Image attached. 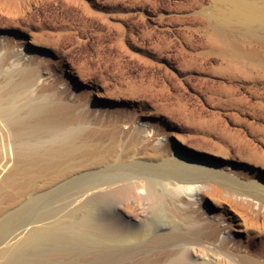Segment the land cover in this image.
I'll list each match as a JSON object with an SVG mask.
<instances>
[{
	"label": "rangeland",
	"instance_id": "rangeland-1",
	"mask_svg": "<svg viewBox=\"0 0 264 264\" xmlns=\"http://www.w3.org/2000/svg\"><path fill=\"white\" fill-rule=\"evenodd\" d=\"M254 1L264 5V0ZM31 36L51 52L42 54L35 68L46 71L59 91L68 88V75L77 78L86 88L85 96L104 100L99 108L104 115L96 125L100 110L92 114L79 100L78 125L59 130L35 126L36 114L30 107L44 97L23 90L12 105L6 104L7 114L22 120L20 127L0 117V178L13 164L3 157L8 148H48L61 144L64 133L75 128L86 131L94 124L113 128L118 119L136 117V126L152 124L162 132L160 138L168 135L182 148L206 154L205 149H216L219 154L209 155L229 169L233 166L244 180L225 181V192L259 203L255 207L264 215V17L242 18L222 0H0V99L7 100L4 91L20 78V70L11 63L15 46ZM95 85L103 95L93 89ZM179 133L196 148L185 145ZM104 139L85 133L78 138L101 147L110 142ZM121 143L109 166L119 162ZM140 145L136 131L132 148ZM189 165L210 168L205 161ZM67 175L40 191L0 202V226L8 229L6 238H19L35 224L80 208L83 201L78 197L93 194L90 178L77 172ZM95 184L108 228L84 221L78 234L64 242L70 250L65 255L25 251L19 264H154L158 248L147 244L155 224L172 223L176 217L187 227L194 225L195 213L190 218L177 216L185 209L176 204L180 196L176 191L149 184L147 196L136 191L125 196L121 189L141 184L123 175H98ZM136 211L141 221L136 222ZM256 222L259 228L251 233L237 226L232 231L234 240L264 264V219ZM5 261L0 257V264Z\"/></svg>",
	"mask_w": 264,
	"mask_h": 264
},
{
	"label": "bare ground",
	"instance_id": "bare-ground-1",
	"mask_svg": "<svg viewBox=\"0 0 264 264\" xmlns=\"http://www.w3.org/2000/svg\"><path fill=\"white\" fill-rule=\"evenodd\" d=\"M222 1L229 2L232 12L242 18L264 17V5H258L254 0ZM16 45L11 63L21 74L19 81L4 91L7 100L0 99V117L5 118L3 121L15 127L22 124V120L7 114L6 104L12 105L14 98L23 90L44 97L43 102L30 107L36 114L32 119L35 126L59 130L65 126L78 125L81 116L75 111L79 100L87 104V111L89 108L92 114L100 110V104H104V100H97L91 94L85 96L86 88L77 78L72 76L70 78L68 75L72 85L69 84L65 91H59L58 83L48 79L46 71L35 68L42 54L51 55V52L39 47L34 36L29 39L24 37ZM93 89L100 96L103 95L99 85H95ZM64 92L68 95L60 99L59 95ZM96 114L94 123L98 125L104 112L100 110ZM115 124L113 128L93 125V128L86 131L75 128L64 133V141L61 144L48 148L26 145L5 150L6 156L3 157L13 160V164L6 170L2 168L5 172L0 178V202L25 195L33 189L40 191L46 183L64 178L69 172L71 174L77 172L90 178L89 187L93 189V194L91 196L82 194L78 197L83 201L80 208L70 209L64 216H59V219L57 217V220L35 224L25 233L22 232L23 235L19 238H6L8 229L4 224L0 226V257L6 258L8 262L5 261L3 264L21 263L18 260L21 261L20 258L25 251L64 254L68 249L64 242L69 241L72 235L78 234V228L84 221L108 228L109 220L101 213L104 203L95 190V178L98 175L110 178L123 175L141 184L139 188L133 186L121 189L125 196L134 191L147 196L149 184L176 191L180 194L176 204L185 209L177 216L182 218L184 215L190 218L191 214L195 213L193 226L187 227L184 219L176 217H173L172 223L155 224L156 229L147 244L148 247L158 248V255L152 260L154 264L166 261L167 264H260L247 251L248 247L245 249L234 240L232 227L237 226L246 233H251L252 230L259 228L256 220L259 217L264 219V215L260 207L258 209L255 207L259 203L245 201L244 197L238 199L225 192L223 188L226 185L225 181L240 182L243 179L233 166L229 169L227 163L209 155L219 154L216 149L204 148L207 154L187 150L168 135L163 134L164 138H160L162 132L154 130L152 124L143 122L136 126V117L118 119ZM136 131L139 132L141 145L132 148L133 142L136 141ZM152 131L154 132L150 136L149 133ZM84 133L96 136L98 140L108 138L110 142L101 147L94 143L82 142L83 139L79 141V136ZM178 137L189 148L195 147L193 142L186 141L184 134L179 133ZM121 141L122 153L117 155V158H120L119 162L109 166L110 157L117 151V145ZM123 159L130 160L125 162ZM196 160L205 161L210 168L201 170L195 165H191L194 167L191 168L189 164ZM205 174H209L207 181L203 179L206 177ZM126 212L130 214V208H126ZM140 215L136 211V222L142 220ZM28 262L30 261L26 264Z\"/></svg>",
	"mask_w": 264,
	"mask_h": 264
}]
</instances>
